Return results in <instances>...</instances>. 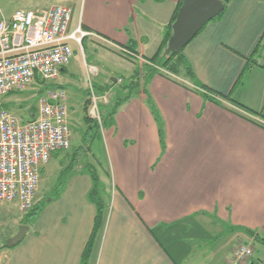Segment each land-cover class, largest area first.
Returning <instances> with one entry per match:
<instances>
[{"label":"crops","instance_id":"1","mask_svg":"<svg viewBox=\"0 0 264 264\" xmlns=\"http://www.w3.org/2000/svg\"><path fill=\"white\" fill-rule=\"evenodd\" d=\"M179 2L71 0L64 5L73 8L72 26L81 23L93 34L84 40L95 56L85 69L96 68L90 80L97 91L109 88V102L122 86L117 80L125 84L141 72L139 93L121 103L105 132L106 161H99V172L108 207L88 264H228L240 244L258 242L229 230L244 227L264 239V0H233L184 49L197 82L185 66L175 73L151 61ZM120 48L138 58L121 56ZM77 53L55 83L64 90L79 70ZM150 68L157 70L152 77ZM55 157L63 166L65 160L55 154L41 182ZM62 170L51 182L53 192ZM92 189L83 167L71 173L62 193L45 198L42 211L26 225L25 239L0 250V264H81L97 215L89 200ZM16 224L7 241L23 219Z\"/></svg>","mask_w":264,"mask_h":264},{"label":"built area","instance_id":"2","mask_svg":"<svg viewBox=\"0 0 264 264\" xmlns=\"http://www.w3.org/2000/svg\"><path fill=\"white\" fill-rule=\"evenodd\" d=\"M73 15L72 7L55 5L17 10L7 17L0 5V98L36 85L46 92L33 120L0 109V206L16 203L25 214L36 205L43 169L55 154L71 147L68 95L55 83L74 58L70 42H76L84 55V40L93 36L81 23L71 30ZM119 54L138 58L127 48H120ZM88 72L89 114L102 124L99 103L108 104V97L99 96L90 80L96 68ZM116 83L123 85L124 80ZM254 254L252 244H240L228 264H257Z\"/></svg>","mask_w":264,"mask_h":264},{"label":"rangeland","instance_id":"3","mask_svg":"<svg viewBox=\"0 0 264 264\" xmlns=\"http://www.w3.org/2000/svg\"><path fill=\"white\" fill-rule=\"evenodd\" d=\"M70 1L71 0H0V5L3 8V11L6 13L13 12L15 10L17 11L19 9H25L29 6L42 7L52 5H66L67 3H70ZM74 29L75 26L73 25L72 30ZM88 40L89 39H87L86 43H83V48L86 55L85 58L80 49V46L76 42H70L73 49L78 52L74 60H76V67H78L79 69L73 78H71V76L69 75V77L71 78V82L66 86L69 112L68 121L69 127L71 129L72 139L70 149L65 152L58 153V157L61 156V158H63L65 161H67L66 163H68L69 156H71L72 152L80 150L82 152L80 155V161L84 163L91 162L92 164H95L93 162L95 161L94 159H96L102 161V163L104 164L106 161L104 147L106 138L105 132L110 129L111 123H108L106 124V127L101 128V130L98 132V134H96L95 137H90L87 133L89 126L85 119V103L90 92V82L88 72L85 69V62L87 61L91 65L94 63L93 59L95 57L91 53L90 46L88 45L90 42ZM143 66H145V64H143ZM114 75L115 78H117L119 77L120 73L116 72ZM91 81L93 83V77L91 78ZM57 82H59V80ZM130 82L131 79H126L125 85H129ZM40 87L42 86L36 85L34 86V89H29L23 92L2 97L0 98V105L5 107V109H7L20 119L27 120L30 114H36L39 101L41 97L46 93L45 90L44 92L40 93L39 90L42 89ZM94 88L96 93H98L97 86H94ZM121 88L122 86L118 87V90H120ZM122 94L123 93H119L115 100L110 101L108 104L101 105L99 103L100 111L104 118L107 117L106 110L112 109L115 106L118 98L123 96ZM56 158L57 157L54 158L51 166L43 175L40 189L37 195V201L38 199H45L54 195V192L51 191L49 187H51V182L53 181L54 177L57 176L60 169H63V166H60V161ZM99 174L101 177L103 176L102 173L99 172ZM26 218L28 217L25 213L20 211V207L16 203H7L0 206V246L8 242L7 234L9 233V230H11V226H16V223H19L21 219L27 220ZM253 248L255 251L254 259L257 262L264 261V245L262 243L255 242Z\"/></svg>","mask_w":264,"mask_h":264},{"label":"trees","instance_id":"4","mask_svg":"<svg viewBox=\"0 0 264 264\" xmlns=\"http://www.w3.org/2000/svg\"><path fill=\"white\" fill-rule=\"evenodd\" d=\"M222 1L225 4V7L227 9V7L230 5V3L233 0H222ZM181 7H182V1L180 0L179 5L177 7V10H176V12L172 18V21H171L170 25L168 26L167 36H166L165 40L163 41L162 47H161L159 53L157 54V56L155 58H153L151 61L156 63V65H158L160 68L169 69L170 71H173L175 73L179 70V68L181 66H185L189 78L191 80H194L195 82H197L195 75L192 71V68H191L190 64H188V62L185 58L184 51L181 54H172L169 56H167L165 53L166 48H167V44H168V42L172 36V26L175 23V21L177 20V16H178V13H179V10ZM221 17H222V15L220 17H218L216 20H218ZM130 49H133V47L130 46ZM156 73H157L156 69L150 68V72L148 75H149V77H152ZM140 79H141V72L138 70L136 72L135 76L133 77V79H131V82L129 85L124 84V85H122V88L120 90L115 92V95H119V93H123L122 94L123 96L121 95L122 97L118 98L115 106L112 109L106 110V112H107L106 118H104L102 115V124H99V122H97L96 120L91 118V116L89 114L91 101L89 100V98L87 99V101L85 103V112H86V118L85 119H86V122L89 126L88 132H87L88 136L95 137L96 134H98V132L101 130V128L106 127V124H108V123H111V125L113 124L117 109L119 108L121 103L128 100L132 95L139 93V91L141 89V80ZM41 84H43V83L41 82ZM203 89H205L208 94H215L216 95V93L213 90L207 88L206 86H203ZM39 91H40V93L44 92V88L40 89ZM108 92H109V88L107 87V88H103L101 90L99 89V91H98L99 94L98 93L97 94L99 96H102V95L107 94ZM89 96H90V94H88V97ZM229 100L234 105H236L237 107H240V108H243L247 111H250L248 108H246L242 104L234 101L233 99H229ZM149 103L151 104L155 118L158 121V123L161 127V131H162V123L160 120L159 113H158L156 107L154 106V104L151 102V100H149ZM0 109H5V107L0 105ZM260 115L262 117H264L262 114H260ZM81 153L82 152L80 150L73 151L71 156H69L68 163H66L67 161L63 162V170L61 171V173L58 177L57 185H56V188L54 189L55 193L53 196L56 197V196L60 195V193H62V190H63V188L67 182L68 176L71 173H78L80 167L81 168L83 167L84 171L88 172L89 175L91 176L92 181H93V189L91 190V192L89 194V200L91 203H93L96 206L97 215L95 218L93 234L91 236V239L87 245V248L85 249V252H84L82 260H81V264H88L89 259H90L91 254H92V250H93V246H94L96 236L99 233L101 227L103 226L104 214H105V211L108 207L107 197H106L107 187H106L105 183L102 182L100 175H99V169H103L102 163H100L99 160H96V164H92L91 162H85L84 163V162L80 161ZM65 164H67V165H65ZM45 203H46L45 199H43L39 203H36L34 209L31 212L26 214V216L28 218H26L27 220H25V219L23 220V224L24 225L30 224L32 219H34L42 211ZM229 231L230 232L231 231L232 232L241 231L243 233L248 234L249 236L255 237L256 241H258L259 243H262L264 245V239L259 238L256 235V233H254L250 229H247L244 227H238V228H233ZM6 248H8L7 242L5 244H3L2 246H0V250L6 249Z\"/></svg>","mask_w":264,"mask_h":264},{"label":"water","instance_id":"5","mask_svg":"<svg viewBox=\"0 0 264 264\" xmlns=\"http://www.w3.org/2000/svg\"><path fill=\"white\" fill-rule=\"evenodd\" d=\"M177 20L172 26V36L167 44L166 55L181 54L184 49L226 10L222 0H181ZM28 226H21L17 235L9 239V249L18 246L26 237Z\"/></svg>","mask_w":264,"mask_h":264}]
</instances>
